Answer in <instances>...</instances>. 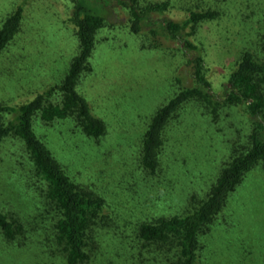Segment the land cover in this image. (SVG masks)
<instances>
[{"label": "rangeland", "instance_id": "rangeland-1", "mask_svg": "<svg viewBox=\"0 0 264 264\" xmlns=\"http://www.w3.org/2000/svg\"><path fill=\"white\" fill-rule=\"evenodd\" d=\"M170 1L174 9L152 19L181 21L187 17L184 9L193 7L221 10L220 19L202 24L193 38L220 100L244 50L264 63V0ZM23 3L21 32L0 55V102L12 106L59 83L78 46L68 22L70 0H0V28ZM108 9L113 28L101 33L95 70L80 86L94 115L106 122V135L89 138L70 119L48 126L38 116L33 127L70 178L106 201L108 220L97 233L98 250L90 264H170L155 249L139 256V224L181 214L191 196L201 198L233 146L246 142L248 118L244 107L225 108L214 122L200 104L184 105L166 134L162 172L147 176L140 166L144 134L157 109L181 88L195 86L193 67L182 56L183 42L162 38L164 50L145 49L150 29L135 36L126 28L128 11L116 2ZM42 189L24 142L7 139L0 145V208L23 220L28 234L21 245L7 243L0 234V264H66ZM216 223L201 237L197 264H264V163L230 196Z\"/></svg>", "mask_w": 264, "mask_h": 264}, {"label": "trees", "instance_id": "trees-1", "mask_svg": "<svg viewBox=\"0 0 264 264\" xmlns=\"http://www.w3.org/2000/svg\"><path fill=\"white\" fill-rule=\"evenodd\" d=\"M70 1L72 9L68 22L75 28L78 43L70 67L59 83L38 92L31 101L19 106L0 102V145L7 139L24 142L35 174L43 184L45 210L50 216L54 240L61 248L60 254L66 264H90L98 250L97 233L108 220L106 201L70 178L49 147L36 135L33 124L38 116L48 126L70 119L89 138L99 140L106 135V122L94 115L80 86L84 77L95 70L92 60L101 46V33L113 28L108 19L111 2L122 5L129 14L126 28L133 35L138 36L144 28L150 29V38L143 41V48L155 52L164 50L162 38L183 42L182 56L193 67L195 86L181 88L157 109L144 134L140 166L147 176L158 177L162 172L166 134L184 105L200 104L214 122L225 108L244 107L247 114L249 132L246 142L233 146L216 180L201 198L193 195L181 214L145 221L137 228L136 237L141 247L139 256L155 249L166 255L170 264H197L201 237L215 228L230 196L251 172L264 163V63L251 50H244L228 76L226 94L220 100L213 92L205 58L198 54L199 48L193 40L202 24L220 19V9H184L186 19L175 21L152 19L154 15L165 16L174 9L170 0ZM24 6L23 3L17 7L2 22L0 55L13 45L21 32ZM189 54H192L191 58ZM12 114L16 115L15 118L7 120ZM0 234L7 243L21 245V240L27 238L28 229L16 214L0 208Z\"/></svg>", "mask_w": 264, "mask_h": 264}]
</instances>
